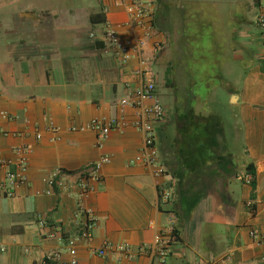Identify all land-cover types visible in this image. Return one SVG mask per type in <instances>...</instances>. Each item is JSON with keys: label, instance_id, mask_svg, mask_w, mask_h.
I'll list each match as a JSON object with an SVG mask.
<instances>
[{"label": "crops", "instance_id": "1", "mask_svg": "<svg viewBox=\"0 0 264 264\" xmlns=\"http://www.w3.org/2000/svg\"><path fill=\"white\" fill-rule=\"evenodd\" d=\"M116 1L0 0V161L14 168L13 149L29 151L12 196L0 169V264H68L67 237L86 212L97 224L75 243L77 264H150L160 232L174 235L164 264H264V0H155L146 54L166 111L155 124L159 173L137 161L143 137L119 105L149 77L102 40L107 25L141 34ZM204 35L198 92L180 96L194 83L189 43ZM111 117L124 124L101 139L89 123ZM102 156L95 177L80 173Z\"/></svg>", "mask_w": 264, "mask_h": 264}, {"label": "built area", "instance_id": "2", "mask_svg": "<svg viewBox=\"0 0 264 264\" xmlns=\"http://www.w3.org/2000/svg\"><path fill=\"white\" fill-rule=\"evenodd\" d=\"M116 3L123 5L127 14L128 19L124 25L132 27L133 29H139L141 34L136 39L124 37V34L119 32L118 29L107 25L103 31L102 40L106 42L108 48L122 63L136 59L138 65L135 69L136 73L149 77L137 83L134 87L129 88L127 93L119 100V105L122 112L125 109L133 110V119L130 125L138 130L143 137L137 161L143 165L155 167V171L159 173L161 170L158 169L159 162L155 144V124L164 118L166 111L158 100L156 93L152 69L154 57L151 58V56L146 54L147 40L153 33L155 0H132L127 3L123 0H118ZM256 25L261 34L264 35V1L261 2V8L256 17ZM123 124L124 122H121L120 117H111L106 121L94 119L89 123V126L92 130L97 131L99 137L103 139L112 129L121 128ZM13 151L16 155L14 168H8L11 161H0V169H5L1 186H3L7 196H12L15 187L26 181L28 148L26 146H17ZM108 160V156H102L100 160L88 165L80 173H88L89 176L95 177L97 171ZM250 180L251 177H246L248 183H250ZM51 183H54L53 179H51ZM81 188L83 192L86 191L85 184H81ZM168 197V194L164 195V199ZM96 224L95 217L91 213L86 212L85 220L81 223L78 232L67 237L66 242L69 246V254L71 255L68 264H77L75 258V243L79 240L90 241L93 237ZM250 235L254 237L255 232L251 231ZM173 239L174 235L172 232H160L155 235L154 241L148 250L150 264H164L166 262L171 251ZM109 245L108 242H105L95 250V254L104 256ZM116 248L121 250L125 256L132 254L131 246L128 243H122ZM52 256L53 254L47 255V259H50Z\"/></svg>", "mask_w": 264, "mask_h": 264}, {"label": "rangeland", "instance_id": "3", "mask_svg": "<svg viewBox=\"0 0 264 264\" xmlns=\"http://www.w3.org/2000/svg\"><path fill=\"white\" fill-rule=\"evenodd\" d=\"M189 44H190V49H189V55H190L189 57L190 58H189V60H187V59L184 60V65H185V68L188 67L193 72L194 76L192 77V74H191L190 77H192V79H190L189 81L191 83H193V81H194V83L192 85L188 84V86L185 83V85L180 87V89H179L180 96L185 94V92H187V91H190L193 94H197L198 84H200L199 83L200 75L202 74V70H204L203 67L205 66V62H208L209 58H210L209 49L207 48V46L209 44L207 35H204L201 38L200 42L194 41L192 43L190 42ZM192 59H195V60L192 62ZM164 91H165V89L163 87H160L159 92L161 94H163ZM164 101L165 100L162 99V102H164Z\"/></svg>", "mask_w": 264, "mask_h": 264}, {"label": "trees", "instance_id": "4", "mask_svg": "<svg viewBox=\"0 0 264 264\" xmlns=\"http://www.w3.org/2000/svg\"><path fill=\"white\" fill-rule=\"evenodd\" d=\"M153 25L155 26V14H153ZM248 171L251 175H253L254 171H253V168L250 167V165L248 164ZM250 184L252 186V188L254 189L255 188V183H254V178H251L250 180Z\"/></svg>", "mask_w": 264, "mask_h": 264}]
</instances>
